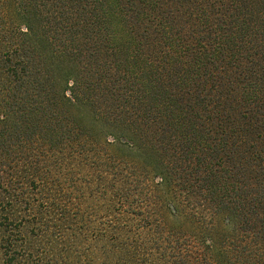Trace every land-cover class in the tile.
Masks as SVG:
<instances>
[{
  "label": "trees",
  "instance_id": "1",
  "mask_svg": "<svg viewBox=\"0 0 264 264\" xmlns=\"http://www.w3.org/2000/svg\"><path fill=\"white\" fill-rule=\"evenodd\" d=\"M0 19L9 253L14 207L61 223L90 162L120 215L149 221L145 184L172 218L191 211L202 231L172 233L206 240V264H264V0H0Z\"/></svg>",
  "mask_w": 264,
  "mask_h": 264
},
{
  "label": "rangeland",
  "instance_id": "2",
  "mask_svg": "<svg viewBox=\"0 0 264 264\" xmlns=\"http://www.w3.org/2000/svg\"><path fill=\"white\" fill-rule=\"evenodd\" d=\"M7 38L10 40L11 36L7 35ZM9 142L18 144L15 139ZM109 149L108 153L112 152V149ZM121 154L126 155V152L120 150L118 155L127 159ZM95 167L93 163L83 162L81 167L76 170L74 168L73 183L66 180L67 186L77 189L71 193L66 191L64 200H69L72 205L66 207L67 219L57 225H54L53 217H58L51 213L34 217L36 211L33 205L36 206L37 203L34 199L29 198L27 204L14 207L16 215L13 216L16 219L11 225L19 228L20 232H17L14 239L17 242L12 251L18 249L19 252L12 255L9 253L11 251L8 244L0 243V264H206V240L203 241L201 237L195 239L197 236L193 235L189 239H178L175 233H172L178 231L184 235L190 231H202L196 224L193 225L194 220L189 209L185 208L178 219L172 218L157 205L160 194L150 192V187L142 184V190L135 193L134 199L142 200L147 209H151L149 221L136 216V209L135 219L126 213L120 215L117 207L122 201L114 198L111 193L103 194L105 185L99 186L97 178L100 174L96 172ZM144 179L145 177L141 176L138 181L143 182ZM59 203L64 204L62 200ZM25 205L28 208L31 206L32 210L24 212ZM40 218L51 228L57 229L56 242L52 240L57 232L47 237L44 228L41 229L42 232L38 231L35 220L40 222ZM1 223L6 227L10 225L6 220H0ZM203 225L206 229V223ZM120 227L123 230H119ZM160 230L170 234L167 239H161ZM4 251L7 252L5 256Z\"/></svg>",
  "mask_w": 264,
  "mask_h": 264
}]
</instances>
